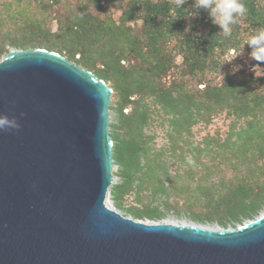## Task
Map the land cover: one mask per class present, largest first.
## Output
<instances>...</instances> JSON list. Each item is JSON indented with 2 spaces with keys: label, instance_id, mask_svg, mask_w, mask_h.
I'll return each instance as SVG.
<instances>
[{
  "label": "trees",
  "instance_id": "obj_1",
  "mask_svg": "<svg viewBox=\"0 0 264 264\" xmlns=\"http://www.w3.org/2000/svg\"><path fill=\"white\" fill-rule=\"evenodd\" d=\"M53 1L18 0L14 9L11 3L0 5V57L8 52L6 45L42 48L109 83L114 105L108 109L116 114L115 122L108 124L111 158L119 178L109 189L113 206L141 221L159 222L169 211L222 228L252 219L264 207V74L226 73L218 83L206 76L217 70V56L239 49L243 35L249 39L253 30L264 28V0H243L247 12L228 36L212 24L206 11L192 16L194 0H187L182 8L176 6L177 0H95L98 9L106 3L120 10L117 22L79 7L50 33L45 10ZM137 20L142 24L135 35L129 24ZM7 21L14 28L2 30ZM175 55L181 57L179 66ZM177 68L179 79L164 83L162 78ZM186 77L196 78L202 89L188 88ZM150 106L166 120L167 148L177 157L192 146L188 136L193 125L207 123L221 111L230 115L231 125L222 141L211 138L203 148L192 150L196 155L214 152L212 159L223 160L232 177L202 186L200 180L213 174L204 166L194 189L177 185L178 174L170 173L162 151L153 150L150 137L143 133L152 118ZM130 194L135 205L125 207L124 198ZM177 196L183 198L180 207L176 201L169 203ZM197 206L200 209L194 210Z\"/></svg>",
  "mask_w": 264,
  "mask_h": 264
},
{
  "label": "water",
  "instance_id": "obj_2",
  "mask_svg": "<svg viewBox=\"0 0 264 264\" xmlns=\"http://www.w3.org/2000/svg\"><path fill=\"white\" fill-rule=\"evenodd\" d=\"M111 91L40 48L0 60V264H264V213L235 229L135 220L105 205Z\"/></svg>",
  "mask_w": 264,
  "mask_h": 264
},
{
  "label": "rangeland",
  "instance_id": "obj_3",
  "mask_svg": "<svg viewBox=\"0 0 264 264\" xmlns=\"http://www.w3.org/2000/svg\"><path fill=\"white\" fill-rule=\"evenodd\" d=\"M17 1L18 0H0V5L2 3H11L12 5L11 9L12 8L14 9V6L17 4L15 2ZM20 1L21 0H19V2ZM94 1L95 0H55L52 3H49L50 5L49 9L45 10L46 29H48L50 33H52L59 23L63 22L68 17V15H71L72 13L76 12V10L79 7L85 8L91 14H95V15L98 14V16L101 19L109 15L114 21L117 22V17L120 13V10H117L113 6L107 5L106 3H101L102 8L98 9ZM19 4L21 6L23 4V1L20 2ZM30 7L31 9H34L35 6L34 4L31 3ZM33 11L36 12L37 10L34 9ZM141 24H142L141 20H137L129 24L130 30H132L131 31L132 34L138 35L140 33ZM240 24L242 28L245 27V25L242 22H240ZM11 28L12 29L14 28L13 24L7 21V23H4L2 25L1 29L7 30ZM245 35L242 36L243 43L240 45L239 49L237 50L231 49L228 52H225L224 54L217 56V60L219 63L217 66V70L211 71L210 73H208L206 76V80H210V81L218 83L221 81L222 76L226 73L234 74V75L235 74L236 75L237 74H244V75L252 74L253 77H259L264 74V72L257 70V72L254 75V73L250 71L251 66L255 64L256 62L250 59L249 54L251 52V49L245 43L248 41V37H246ZM50 38H53V37H50ZM172 46H173V42H170L169 48H172ZM5 48L7 49L8 52L2 54V56L0 57V60L3 59L11 50H22V49L11 47L9 45H6ZM30 49H35V48H30ZM62 57L66 59L65 56H62ZM180 63H181V57L179 55H175V64L179 66ZM234 67H238L239 70L233 71ZM178 71H179L178 68L172 69L162 78V81L166 84L172 81L173 79L177 81L179 79ZM185 83H186V86H188V88H190L191 90L202 89L203 87V84L197 83L196 78L186 77ZM105 84L109 88V83H105ZM110 91L112 95V90L110 89ZM109 104L112 106L114 105V101L111 96H110ZM153 107L154 106H150V109L152 110V114H151L152 118L148 126H146L143 129V133L147 137H150L151 140H149L148 144L153 150L162 151L163 157L167 161L170 173L178 174L179 177L176 181L177 185L183 186L187 190L194 189V187L197 185V182H198L197 179L199 178L200 172L204 166L210 167V169L213 171V174H210V176H208L207 179L204 178L200 180L201 182L200 185L202 186L211 185V183L217 181L219 177H224L227 179L232 177L233 173L231 169L228 168L227 165H225L223 160L221 159L218 160L217 159L218 156L216 157V159H212V156H214V152H210V155H207V154L196 155L197 152L192 150L194 149L193 146L198 147V148H203L205 145V142L210 140L211 138L219 139L220 141H222L226 137L229 126L231 125L232 117L230 115H228L225 111H221V112L214 114L210 118L209 122L207 123L197 122L195 125H193L191 127L190 134L188 136V141L191 143L192 146L189 145L187 148L183 146L185 147L183 150V155L181 157H177V156L171 155L170 151H168V148H167L169 145V142L167 139V132L169 131V127L167 125V122L162 116H160L157 109ZM129 109L130 108L127 107L125 111H129ZM108 115H109V123H114L116 120L115 111L108 109ZM178 143L181 146V142H178ZM176 152L179 153L180 150L177 149ZM225 157H226V154H225ZM189 158H191V160L194 161L193 164L188 163ZM257 164H260V162H257ZM116 171H117V166L113 165V168L111 170V174L113 176L111 185L117 184L119 182V178L115 174ZM215 171L216 173L214 174ZM110 186L108 187V192L106 194L104 203L107 207L109 208L111 207L117 210L113 206V202L109 194ZM199 194H200L199 192L195 193V195L197 196ZM169 201H170L169 203L176 201L177 206L180 207L183 202V198H181L180 196L172 197L169 199ZM123 204L125 207L130 206V205H135L133 195L130 194L126 196L124 198ZM199 209L200 207L197 206L195 207L194 210H199ZM117 211L123 216L130 217L129 215L125 214L124 212L120 210H117ZM263 213H264V207L261 208L252 219H243L241 223L228 224L226 228L224 229H235L239 227L240 225H243L244 223H247L248 221L257 218ZM159 222H166V223H173V224H187L193 221L189 220L186 216H184L183 213H181L180 216H176L173 212L169 211L166 213L165 218ZM200 225L204 227L212 228V229L222 228L216 223H205V224H200Z\"/></svg>",
  "mask_w": 264,
  "mask_h": 264
},
{
  "label": "clouds",
  "instance_id": "obj_4",
  "mask_svg": "<svg viewBox=\"0 0 264 264\" xmlns=\"http://www.w3.org/2000/svg\"><path fill=\"white\" fill-rule=\"evenodd\" d=\"M186 2L187 0H177L176 6L182 8ZM192 7L195 9L192 16L198 15L199 10L206 11L212 24L218 26L221 30L220 33L225 36L231 34L232 26L237 24L239 18L243 17L247 12L243 0H194ZM246 45L251 49L250 59L256 62L251 66L250 71L254 75L257 70L264 72V28L253 30ZM238 70V67L233 68V71ZM18 127L19 125L15 118L0 117V130L17 129ZM188 163L193 164L194 161L189 158Z\"/></svg>",
  "mask_w": 264,
  "mask_h": 264
},
{
  "label": "bare ground",
  "instance_id": "obj_5",
  "mask_svg": "<svg viewBox=\"0 0 264 264\" xmlns=\"http://www.w3.org/2000/svg\"><path fill=\"white\" fill-rule=\"evenodd\" d=\"M111 208V207H110Z\"/></svg>",
  "mask_w": 264,
  "mask_h": 264
}]
</instances>
